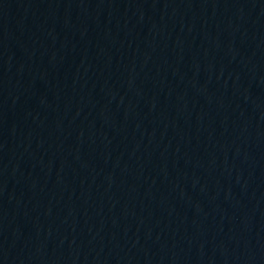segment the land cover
Instances as JSON below:
<instances>
[{
    "label": "water",
    "instance_id": "95a60500",
    "mask_svg": "<svg viewBox=\"0 0 264 264\" xmlns=\"http://www.w3.org/2000/svg\"><path fill=\"white\" fill-rule=\"evenodd\" d=\"M14 0H0V20L3 18Z\"/></svg>",
    "mask_w": 264,
    "mask_h": 264
}]
</instances>
